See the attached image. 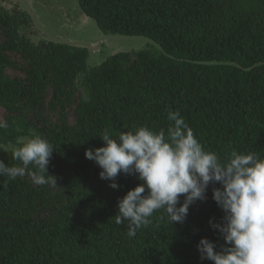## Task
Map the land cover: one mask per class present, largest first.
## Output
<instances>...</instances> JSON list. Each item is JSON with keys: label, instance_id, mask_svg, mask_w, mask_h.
<instances>
[{"label": "trees", "instance_id": "obj_1", "mask_svg": "<svg viewBox=\"0 0 264 264\" xmlns=\"http://www.w3.org/2000/svg\"><path fill=\"white\" fill-rule=\"evenodd\" d=\"M16 1L0 3V120L8 123L0 160L18 165L13 150L38 134L54 149L47 171L57 186L35 184L34 165L0 177V264H213L196 246L224 244L210 226L223 217L212 199L218 183L183 223L170 224L161 209L129 238L114 216L140 181L120 174L109 187L84 151L103 146L105 129L113 137L142 125L167 131L168 111H179L221 159L233 150L264 156V0H76L102 34L156 47L98 65L87 47L33 41L30 8ZM12 68L22 75L10 76Z\"/></svg>", "mask_w": 264, "mask_h": 264}, {"label": "clouds", "instance_id": "obj_2", "mask_svg": "<svg viewBox=\"0 0 264 264\" xmlns=\"http://www.w3.org/2000/svg\"><path fill=\"white\" fill-rule=\"evenodd\" d=\"M89 50L91 57L98 47ZM167 118L172 122L167 131L142 125L113 137L105 129L99 135L103 146L84 151L85 158L101 169L98 175L109 181V187L118 188L120 174H135L140 181L118 200L115 223L127 225L129 238L148 226L153 213L161 209L170 224L183 223L189 206L205 201L208 186L218 183L219 187L212 188V199L223 217L221 223L210 221V226L224 244L217 249L213 241L201 238L196 246L200 259L213 264H264V156L233 150L221 159L215 151L205 150L179 111H168ZM7 127L0 120V129ZM53 151L47 139L34 134L13 150L18 165L0 160V177L14 180L34 165L37 171L31 178L35 184L57 186L47 171ZM0 186L7 188V184Z\"/></svg>", "mask_w": 264, "mask_h": 264}, {"label": "rangeland", "instance_id": "obj_3", "mask_svg": "<svg viewBox=\"0 0 264 264\" xmlns=\"http://www.w3.org/2000/svg\"><path fill=\"white\" fill-rule=\"evenodd\" d=\"M1 4L18 3L16 0H0ZM32 19L30 37L33 41L48 40L66 42L89 49L97 45L98 51L91 55L90 65H98L108 56L122 51H136L155 47L142 36L104 35L96 22L87 18L76 0H21ZM44 7L45 9H42ZM101 41V43H100ZM156 48V47H155ZM13 58L19 60L17 54ZM10 76H21L20 68L7 71ZM0 109V117L2 113ZM72 119V116H70Z\"/></svg>", "mask_w": 264, "mask_h": 264}]
</instances>
